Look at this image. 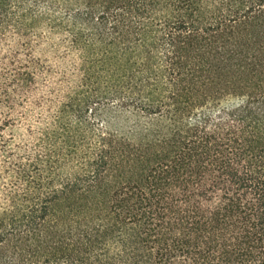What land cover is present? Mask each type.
<instances>
[{"label": "trees", "instance_id": "16d2710c", "mask_svg": "<svg viewBox=\"0 0 264 264\" xmlns=\"http://www.w3.org/2000/svg\"><path fill=\"white\" fill-rule=\"evenodd\" d=\"M35 1L0 0V264H264V0H65L135 120L60 136Z\"/></svg>", "mask_w": 264, "mask_h": 264}, {"label": "rangeland", "instance_id": "374dc122", "mask_svg": "<svg viewBox=\"0 0 264 264\" xmlns=\"http://www.w3.org/2000/svg\"><path fill=\"white\" fill-rule=\"evenodd\" d=\"M64 1L36 0L25 8L36 25L35 30L27 32L31 40L46 42L51 50L49 55L63 54L65 61L72 60L69 62L70 73L76 75L71 83L59 81L56 76L39 79V83L32 87L40 105L34 116L50 126L52 124V133L57 136L69 128H83L86 122L96 131L125 132L134 124L135 117L129 111L121 110L106 93L107 79L100 63L104 50L89 36L85 26L72 24L71 10ZM83 100L90 102V109L80 118L71 106Z\"/></svg>", "mask_w": 264, "mask_h": 264}]
</instances>
